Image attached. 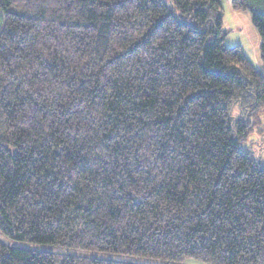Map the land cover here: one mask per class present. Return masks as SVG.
Listing matches in <instances>:
<instances>
[{
	"label": "trees",
	"instance_id": "obj_1",
	"mask_svg": "<svg viewBox=\"0 0 264 264\" xmlns=\"http://www.w3.org/2000/svg\"><path fill=\"white\" fill-rule=\"evenodd\" d=\"M257 30L264 0H232ZM223 0H0V232L182 264H264V71ZM0 264H138L11 248Z\"/></svg>",
	"mask_w": 264,
	"mask_h": 264
},
{
	"label": "rangeland",
	"instance_id": "obj_2",
	"mask_svg": "<svg viewBox=\"0 0 264 264\" xmlns=\"http://www.w3.org/2000/svg\"><path fill=\"white\" fill-rule=\"evenodd\" d=\"M223 8L225 12L223 30L228 32L225 45L229 48L240 46L248 56L250 61L254 64V66L257 69L264 71L260 57L261 40L257 30L252 23L250 13L247 11H235L232 8V0H223ZM247 146H252L255 157L264 163V133L255 134L254 136H252L246 147ZM0 241L11 248H25L38 252H49L60 255L86 256L90 258L125 261L138 264H168L164 261L140 257L118 256L101 252L82 251L67 247L20 242L6 237L1 232ZM182 264L203 263L190 260Z\"/></svg>",
	"mask_w": 264,
	"mask_h": 264
}]
</instances>
